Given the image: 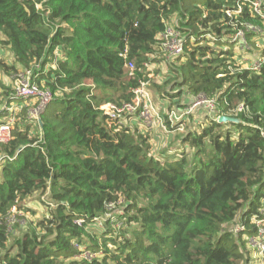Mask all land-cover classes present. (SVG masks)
<instances>
[{
  "label": "trees",
  "instance_id": "16d2710c",
  "mask_svg": "<svg viewBox=\"0 0 264 264\" xmlns=\"http://www.w3.org/2000/svg\"><path fill=\"white\" fill-rule=\"evenodd\" d=\"M173 17L185 52L157 91L171 101L203 93L217 105L209 122L183 134L193 153L162 160L145 133L111 122L100 105L131 102L151 79L144 63L160 60ZM263 21L248 0H0V45L14 57L0 58L3 103L15 95L2 74L37 72V64L47 68L38 81L54 93L41 123L25 108L0 149L8 156L0 162V264H252V218L264 199V62L259 71L239 66L232 37ZM246 36L263 54L259 35ZM239 103L250 113L233 111ZM222 114L243 122H219ZM48 190L49 215L10 239L13 207L28 212V198ZM121 200L116 220L92 232ZM84 252L93 257L78 259Z\"/></svg>",
  "mask_w": 264,
  "mask_h": 264
},
{
  "label": "built area",
  "instance_id": "2783aa9c",
  "mask_svg": "<svg viewBox=\"0 0 264 264\" xmlns=\"http://www.w3.org/2000/svg\"><path fill=\"white\" fill-rule=\"evenodd\" d=\"M250 2V11L254 15H259L264 20V0H248ZM240 10L242 7L240 6ZM264 22V21H263ZM244 28H240L233 35L232 40L235 41L236 55L239 66L245 69L259 71L262 63L264 62V53L259 54L257 58L250 62L245 59L244 56L240 54L242 52H251V44L246 36V32L253 31L259 35V40L256 41L257 47L264 50V25H255L250 22L243 24ZM211 38V35H208ZM160 49L163 54L168 57L175 59L180 57L185 52V38L178 26L177 21H169L166 25L165 30L160 35ZM56 62V60H55ZM53 63L55 67L56 63ZM151 62H145L144 66L149 70ZM40 65H36V69L39 71L35 72V68H25L19 69L13 75L15 80L14 95L15 100L9 105H0V111L2 109L7 110V114L0 121V149L3 144L8 143L13 138V129L15 123L19 121L22 117L23 110L26 108L27 115L25 116L30 122L34 124L41 123V115L50 105L53 100L54 93L38 81V77L41 73H45L47 68L42 70L39 69ZM135 64L133 61L128 62V69L133 71ZM41 70V71H40ZM149 75V74H148ZM149 78H151L149 76ZM151 83V79L143 80L141 85L134 89V98L131 102H125L121 105L108 102L100 105V108L108 116L111 122H116L118 126L125 124L128 119L126 116L138 115L144 122H154V116L152 111L155 112L156 118L163 121L160 110L156 109L153 100L151 98L150 92L147 90V86ZM208 106L211 110L216 108L217 102L216 98L211 96H206L205 94H199L195 97V100L191 105L184 108L182 111L173 110L169 113L170 122H187L186 116L191 114L193 110L197 107ZM236 113L246 112L250 113L249 107L244 103H239L233 109ZM180 129L183 128L182 123L179 124ZM177 126V127H179ZM264 134V133H263ZM6 157L5 154H0V162H2ZM52 207L55 206L53 202H50ZM113 205L110 204V208ZM16 207H13L12 212H16ZM13 220L12 216L10 217ZM252 221L259 227V235L250 237L249 240H255L259 248L264 252V199L262 202V207L259 210V215L252 218ZM79 224L80 221H78Z\"/></svg>",
  "mask_w": 264,
  "mask_h": 264
},
{
  "label": "rangeland",
  "instance_id": "374dc122",
  "mask_svg": "<svg viewBox=\"0 0 264 264\" xmlns=\"http://www.w3.org/2000/svg\"><path fill=\"white\" fill-rule=\"evenodd\" d=\"M41 7V5H40ZM263 7H264V1H263ZM60 56V55H59ZM0 58H5L8 62H13L14 57L11 54V52L9 51V49L4 48L0 45ZM159 67V65H158ZM12 73L10 74H6L3 73L2 74V83L5 84L6 86L9 87H14L15 86V80L13 78ZM147 90L150 92L151 94V98L153 100V104L155 106L156 109L160 110L161 114L163 113L162 110V101L164 100V98L162 96H157L156 92H157V88H156V81L151 80V83L147 86ZM0 94H1V87H0ZM0 105L3 106V100L0 97ZM172 104L168 107H171ZM206 106V105H204ZM161 107V108H160ZM166 107V106H164ZM171 110L173 109H167V112H171ZM213 112V110H211ZM166 112V113H167ZM152 114L154 116L155 121L154 122H144L143 119H141L142 122H132L131 124H133V129L134 130H139L142 131L143 133H145L148 137H149V142L152 145V152L163 158L164 154L166 156H168L169 154L164 150L169 148V146H173L176 145L174 147V149H177V152H179V150L181 152H190L193 153V148L189 143H185L184 140L182 139L183 134H185L188 131L191 130H196L199 129V126L202 124V122H204L203 120L200 122H195L194 117L191 115L189 117L190 121L188 122H180V123H176V122H171V126L172 124L174 126H179V124L182 123V130L180 129V126L177 127V130L175 129V131L170 130V127L167 125V117L164 114L161 115L163 116V121H161L160 119L156 118L155 112L152 111ZM229 115V114H228ZM127 118H129V116H126ZM135 117V116H134ZM210 119H208L207 122H209ZM172 158V157H169ZM163 160V159H162ZM52 197H51V193H49V190L46 192H36L34 194H32L27 201V206L30 208V211L28 212H22V211H17L14 212V214L12 215V222H10V230H11V236L10 239H12L14 236L18 235L21 230L23 231L24 229H26L27 224H29V222L32 219H38V218H43L49 215L50 213V209L48 206H50V202ZM122 201L118 202L120 205L118 206H112L110 208V211L108 213H106V215H104V218H100L99 222L94 224L91 227V231L92 232H100L102 225H103V221L108 219V217H112L115 218L114 220H116L117 215L120 214L121 209L123 208L122 206ZM51 207V206H50ZM112 212V213H110ZM118 212V213H116ZM116 213V214H115ZM113 214V215H112ZM115 214V215H114ZM20 215V216H19ZM237 222V221H236ZM238 223H231L229 226L230 228L233 229H237L238 231L242 229V227L239 228V224ZM236 230V231H237ZM259 248L258 244L255 243V240H248V250L250 252L251 258H252V264H264V252H262L261 249ZM96 255H94L95 257ZM93 256H91L89 253H82L81 255H79L77 258L78 259H83V258H89L91 259Z\"/></svg>",
  "mask_w": 264,
  "mask_h": 264
},
{
  "label": "crops",
  "instance_id": "0c3cea01",
  "mask_svg": "<svg viewBox=\"0 0 264 264\" xmlns=\"http://www.w3.org/2000/svg\"><path fill=\"white\" fill-rule=\"evenodd\" d=\"M170 21H176V18L173 17ZM209 38V37H208ZM258 38V37H257ZM56 55L59 56L60 53L56 52ZM241 56H244L246 60L252 62L254 61L258 54L256 52H242L240 54ZM155 58H159V61L156 62H151L150 65V69H149V76L151 77L152 82L156 81V84H161L162 83V79L163 77L168 74V72L170 71L169 69V62H171L173 59L172 58H168L166 57L163 52L160 53H156L154 55ZM159 65V67H158ZM56 66V65H55ZM172 89V90H171ZM171 93L173 94L176 90H173V88H171ZM157 96H161V94H159V92H156ZM196 96H193L191 93H189L187 90L185 91V93L183 94V97L179 100V98H174L173 101H171L170 99L164 98V100L162 101V110L163 113L167 116H169L170 112H167V109H173L176 111H182L184 108H186L187 106L191 105V103L195 100ZM2 98V97H1ZM176 101H179L178 103H174ZM5 104V103H3ZM172 104L171 107H168ZM166 106V107H164ZM160 107V108H161ZM171 110V111H173ZM167 112V113H166ZM161 113V112H160ZM161 114L164 116V114ZM193 116L195 119V122H200V121H204L207 122L208 119H210L211 117L214 116V113L211 111V109L208 106H201V107H197L193 110V112L191 114H189L188 116H186V120L187 122L190 121L189 117ZM135 116V117H134ZM162 116V118H163ZM142 122L141 118L138 115H132L129 116V118L126 120L125 124L129 125L130 127H133V124H131L132 122ZM177 130V126H174L172 124V129L170 130ZM176 145L173 146H169V148L164 149L169 155H172L175 151H177V149H174ZM166 158V155L164 154L163 158Z\"/></svg>",
  "mask_w": 264,
  "mask_h": 264
},
{
  "label": "water",
  "instance_id": "95a60500",
  "mask_svg": "<svg viewBox=\"0 0 264 264\" xmlns=\"http://www.w3.org/2000/svg\"><path fill=\"white\" fill-rule=\"evenodd\" d=\"M219 122H235V123H240L243 122V120L237 116H232L228 114H222L219 116Z\"/></svg>",
  "mask_w": 264,
  "mask_h": 264
}]
</instances>
